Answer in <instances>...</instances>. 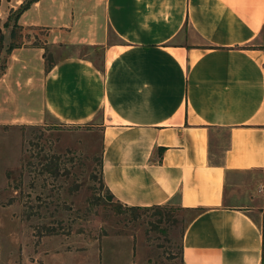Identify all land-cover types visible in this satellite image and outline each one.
Listing matches in <instances>:
<instances>
[{
    "label": "crops",
    "instance_id": "1",
    "mask_svg": "<svg viewBox=\"0 0 264 264\" xmlns=\"http://www.w3.org/2000/svg\"><path fill=\"white\" fill-rule=\"evenodd\" d=\"M57 3L18 17L23 31L47 28L45 41L11 49L0 115L3 101L11 120L19 107L33 111L15 91L30 97L40 86L58 123L100 129L101 180L115 205L199 209L183 233V264H264V0ZM52 44L100 56L46 67Z\"/></svg>",
    "mask_w": 264,
    "mask_h": 264
},
{
    "label": "rangeland",
    "instance_id": "2",
    "mask_svg": "<svg viewBox=\"0 0 264 264\" xmlns=\"http://www.w3.org/2000/svg\"><path fill=\"white\" fill-rule=\"evenodd\" d=\"M28 1L0 0V74L10 71L11 49L28 41L24 44L38 51L45 41L47 28L37 24L23 31L19 15L29 8L36 15H49L58 7L57 0ZM44 48L46 67L70 54L100 56L85 45ZM29 57L36 71L39 55ZM15 92L18 101L32 102L34 110L19 107L11 120L8 101H3L0 264H183L182 237L195 211L176 204L143 210L118 207L101 180L100 129L58 123L43 110L38 85L30 97L19 88Z\"/></svg>",
    "mask_w": 264,
    "mask_h": 264
},
{
    "label": "trees",
    "instance_id": "3",
    "mask_svg": "<svg viewBox=\"0 0 264 264\" xmlns=\"http://www.w3.org/2000/svg\"><path fill=\"white\" fill-rule=\"evenodd\" d=\"M32 2V0H29L28 3L30 4ZM29 4L24 5V7L21 9L20 13H22L24 11V9H27L29 7ZM20 16V15H19ZM163 206H158L156 208H161ZM188 210H192L195 211V214L192 216L194 217L196 215V213L199 211V209H188Z\"/></svg>",
    "mask_w": 264,
    "mask_h": 264
}]
</instances>
